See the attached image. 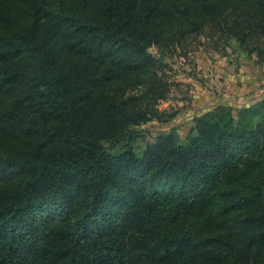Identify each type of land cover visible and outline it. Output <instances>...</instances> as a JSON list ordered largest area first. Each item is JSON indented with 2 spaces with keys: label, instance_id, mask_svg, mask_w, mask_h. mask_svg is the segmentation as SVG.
Wrapping results in <instances>:
<instances>
[{
  "label": "trees",
  "instance_id": "trees-1",
  "mask_svg": "<svg viewBox=\"0 0 264 264\" xmlns=\"http://www.w3.org/2000/svg\"><path fill=\"white\" fill-rule=\"evenodd\" d=\"M230 40L264 63V0H0V264H264V97L133 148Z\"/></svg>",
  "mask_w": 264,
  "mask_h": 264
},
{
  "label": "rangeland",
  "instance_id": "rangeland-1",
  "mask_svg": "<svg viewBox=\"0 0 264 264\" xmlns=\"http://www.w3.org/2000/svg\"><path fill=\"white\" fill-rule=\"evenodd\" d=\"M154 55L157 54L155 47L149 49ZM254 55L248 56L238 44L230 40L226 46L213 50L203 45L191 44L187 48L186 56L170 55L164 57L167 63L165 68L168 82L171 85L168 97L158 105L163 111V119L158 121L150 119L130 128L136 131L133 148L142 150L148 143L153 142L156 136L175 129L180 139L189 132L192 118L210 110L218 103H224L233 108L241 106L234 105L231 90V80L223 70L229 64L246 63L253 60ZM137 93V89L129 90ZM204 109L200 110L199 109ZM195 112H189V111ZM200 112V113H199ZM173 114V117L168 115ZM102 144L111 152L116 147L109 140Z\"/></svg>",
  "mask_w": 264,
  "mask_h": 264
},
{
  "label": "crops",
  "instance_id": "crops-1",
  "mask_svg": "<svg viewBox=\"0 0 264 264\" xmlns=\"http://www.w3.org/2000/svg\"><path fill=\"white\" fill-rule=\"evenodd\" d=\"M223 72L231 80L234 105H250L264 97V63L258 64L249 60L241 65L229 64Z\"/></svg>",
  "mask_w": 264,
  "mask_h": 264
}]
</instances>
